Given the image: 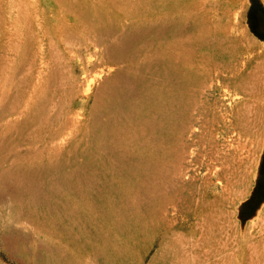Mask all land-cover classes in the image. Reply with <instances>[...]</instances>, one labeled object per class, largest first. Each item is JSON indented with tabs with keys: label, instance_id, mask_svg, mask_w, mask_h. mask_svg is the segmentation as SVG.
Instances as JSON below:
<instances>
[{
	"label": "rangeland",
	"instance_id": "obj_1",
	"mask_svg": "<svg viewBox=\"0 0 264 264\" xmlns=\"http://www.w3.org/2000/svg\"><path fill=\"white\" fill-rule=\"evenodd\" d=\"M153 263L264 264V0H0V264Z\"/></svg>",
	"mask_w": 264,
	"mask_h": 264
},
{
	"label": "water",
	"instance_id": "obj_2",
	"mask_svg": "<svg viewBox=\"0 0 264 264\" xmlns=\"http://www.w3.org/2000/svg\"><path fill=\"white\" fill-rule=\"evenodd\" d=\"M115 75L116 73H110L109 75L105 76L103 81H101V85L107 83L112 78V76H115Z\"/></svg>",
	"mask_w": 264,
	"mask_h": 264
},
{
	"label": "crops",
	"instance_id": "obj_3",
	"mask_svg": "<svg viewBox=\"0 0 264 264\" xmlns=\"http://www.w3.org/2000/svg\"><path fill=\"white\" fill-rule=\"evenodd\" d=\"M161 255V253H159ZM153 264H157V263H153Z\"/></svg>",
	"mask_w": 264,
	"mask_h": 264
},
{
	"label": "bare ground",
	"instance_id": "obj_4",
	"mask_svg": "<svg viewBox=\"0 0 264 264\" xmlns=\"http://www.w3.org/2000/svg\"><path fill=\"white\" fill-rule=\"evenodd\" d=\"M100 75H101V74H100ZM87 84H89V83H87ZM88 89H89V88H88ZM88 89H87V90H88Z\"/></svg>",
	"mask_w": 264,
	"mask_h": 264
}]
</instances>
